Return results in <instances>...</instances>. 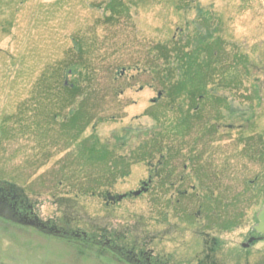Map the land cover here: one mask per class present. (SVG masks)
Returning <instances> with one entry per match:
<instances>
[{
  "label": "rangeland",
  "instance_id": "rangeland-1",
  "mask_svg": "<svg viewBox=\"0 0 264 264\" xmlns=\"http://www.w3.org/2000/svg\"><path fill=\"white\" fill-rule=\"evenodd\" d=\"M187 40L191 50L216 43L211 93L227 103L216 108L215 131L212 124L200 135L170 131L162 145L178 155L163 185L158 153L150 166L133 158L178 124L176 110L164 111L152 55L159 44ZM81 50L98 77L93 85L104 88L93 95L103 99L93 106L97 119L76 139L66 124L71 108L60 111L55 97L79 77L66 65H77ZM261 139L264 0H0V184L23 189L42 222L80 236L66 243L37 229L28 237L0 229V264H129L103 250L104 234L159 264H264V240L242 247L258 237L252 229L264 206ZM87 140L133 163L130 174L96 183L119 165H90ZM212 195L236 224L205 209ZM87 238L93 243L81 242Z\"/></svg>",
  "mask_w": 264,
  "mask_h": 264
},
{
  "label": "trees",
  "instance_id": "trees-1",
  "mask_svg": "<svg viewBox=\"0 0 264 264\" xmlns=\"http://www.w3.org/2000/svg\"><path fill=\"white\" fill-rule=\"evenodd\" d=\"M189 46H191L189 40L185 43L181 41L176 43L172 42L170 46L159 44L155 47L157 53L152 55V57L155 58L152 63H157L155 64L156 68L153 70L159 81H162V83H160L163 89L162 94H165L168 99L164 111H167L168 108L169 110L167 112H173L176 110V113L180 117H177L178 124H174V128L170 127L168 130H164L163 134L154 136V141L150 144L147 143V145L144 146L139 157L136 155L134 156L133 163L147 161V164L150 166L152 163V156L157 155L158 153L160 158L156 165V175L161 178L163 185L167 183L168 178L171 175L168 174L171 169V167L169 169V163L171 165V163H173V161L171 162V160L174 159L173 157L178 155L176 153L177 150H173V148L169 146L166 147V144L165 146L162 145L163 142H165L164 140L166 137L169 138L170 131L181 135L184 133V136L190 135L191 133H198L200 135L206 131L209 124L213 125L212 130L215 131L214 117L216 115H214V113L218 108L224 107L227 103L225 97L214 98L213 94L216 92L211 93L212 90L215 91L214 87L216 84H213V80L216 71H218L217 67H219L220 64V61L217 58L219 51L213 50L216 49V43H213L212 46L207 49L202 48L201 43H194L192 50ZM218 49L219 48H217V50ZM79 52L80 62L77 65H74V63L70 61L66 65V73L75 76L78 75L79 77L76 80L74 79L75 81L71 82L70 85H66V82H64V86L58 90L59 96L55 97L60 98L61 96V100L56 103L60 111H64L66 106L71 108L70 114L72 115L68 116L69 119L66 117L68 122L66 121L67 123H65H70L71 130L76 131V139H78L89 125L97 119L98 116L96 115L93 106L97 105L95 102H101L103 99L94 98L93 95L98 94L104 88V86L96 87L93 85L95 84V79L98 78L96 77V72L92 73L93 69L88 62L89 57H85L82 50ZM203 55L205 56L204 59L201 57ZM224 84H227V81L224 82ZM223 86L224 85L221 87ZM92 91L93 93H91ZM43 93L45 96L46 93ZM43 98L44 97H42V99ZM51 102L52 99H49L47 104ZM208 106L212 108L213 114L208 112ZM97 108L99 109L101 106L97 105ZM206 114L209 116H206ZM212 121L213 123H211ZM62 124L64 125V122ZM228 127H230V125H228ZM210 133L213 132L210 131ZM248 140L249 138L244 140V142L248 144ZM87 141L88 142H85L82 152L87 155V159H89L91 163L90 165L101 162L119 165L117 168L109 169L106 176L101 179L97 178L95 181L96 183L102 185V180H105L109 183L114 182L115 184L118 179L125 178L130 174V168L133 163L126 162L123 157V159H120L121 157L111 154L108 149L106 151L98 152L96 141ZM259 141L263 144L262 139ZM165 150L169 153L164 154ZM185 169L187 168L185 167ZM92 194H95V191H93ZM205 199L207 200L203 205L205 206V209L211 208L213 213H218L219 210L217 206H222H215L217 200H214L215 198H213V195ZM218 216L221 218V220L220 218L219 220L226 222V224H236L238 221L237 219H239L238 217H233L226 220L225 218H222L225 217V215L219 213ZM78 236L79 234L77 232H72L70 238L63 237V239L66 240V243H74L80 238ZM103 236H106V234ZM119 239L121 240L120 237ZM81 242L88 243L87 239H85V241L81 240ZM70 247L71 250H80V252H82V249L76 244H70Z\"/></svg>",
  "mask_w": 264,
  "mask_h": 264
},
{
  "label": "flooded vegetation",
  "instance_id": "flooded-vegetation-1",
  "mask_svg": "<svg viewBox=\"0 0 264 264\" xmlns=\"http://www.w3.org/2000/svg\"><path fill=\"white\" fill-rule=\"evenodd\" d=\"M147 189V188H145ZM50 222H42L36 215L34 207L29 203L28 197L23 189L17 188L11 183L0 184V229L5 232L16 234L30 235L29 231L37 229L40 232L55 236L56 238L71 237L72 233H61L55 225H50ZM63 229V228H62ZM22 232V233H21ZM76 233V232H75ZM80 237V236H78ZM258 238V237H257ZM260 238V237H259ZM106 241L102 243L103 250L113 254L115 258H119L120 262H129V264H159L160 260L154 257L153 253L144 254L141 251L132 249L127 245H123L116 236H103ZM88 244H92L87 238ZM103 253V252H102ZM116 258V259H117Z\"/></svg>",
  "mask_w": 264,
  "mask_h": 264
},
{
  "label": "water",
  "instance_id": "water-1",
  "mask_svg": "<svg viewBox=\"0 0 264 264\" xmlns=\"http://www.w3.org/2000/svg\"><path fill=\"white\" fill-rule=\"evenodd\" d=\"M145 191V190H144ZM142 191H137L135 193H133V196H139L141 195ZM125 196H120L118 198L119 201L123 200ZM258 223L256 226L253 227V231L256 232L257 234L261 235L262 238H264V206L262 207L261 211L259 212L258 216ZM255 240H259L256 238H252L250 239L249 243L247 244H243L244 248L249 247L252 243H254Z\"/></svg>",
  "mask_w": 264,
  "mask_h": 264
}]
</instances>
